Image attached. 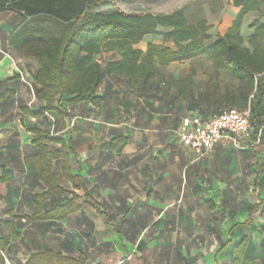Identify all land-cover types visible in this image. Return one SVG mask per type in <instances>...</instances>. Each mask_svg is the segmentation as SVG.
<instances>
[{
  "label": "crops",
  "instance_id": "crops-1",
  "mask_svg": "<svg viewBox=\"0 0 264 264\" xmlns=\"http://www.w3.org/2000/svg\"><path fill=\"white\" fill-rule=\"evenodd\" d=\"M21 20L18 13L0 12V164L8 175L0 184V241L7 243L0 264H26L32 255L47 251L74 259L84 253L91 257L89 264H230L245 235H264V155L258 153L264 138L252 139L245 149L225 141L200 157L180 142L182 120H209L217 108L198 104L197 92L194 99L179 96L175 88L143 93L116 74L101 84L99 104L65 107L68 116L52 132L70 144L73 173L96 190L100 212L84 207L65 220L30 221L34 197L46 189L25 163L36 151L30 129L50 126L48 114H22L39 111L43 102L33 78L37 61L10 45ZM140 44L136 49L145 53L148 44ZM121 59V52L109 51L90 61L105 67ZM191 62L162 67L167 74L161 75L182 80L192 71ZM208 80L197 72V83ZM52 170L66 193L48 200L45 211L67 202L73 191L63 177L61 160ZM22 192L30 199L24 210ZM17 211L25 212L20 219L13 217ZM249 219L252 225L245 231ZM242 264H251L248 253Z\"/></svg>",
  "mask_w": 264,
  "mask_h": 264
},
{
  "label": "trees",
  "instance_id": "trees-1",
  "mask_svg": "<svg viewBox=\"0 0 264 264\" xmlns=\"http://www.w3.org/2000/svg\"><path fill=\"white\" fill-rule=\"evenodd\" d=\"M113 1L0 0V12H15L22 18L11 37V47L19 55L38 63L33 78L39 86L37 97L43 106L37 112L24 110L23 115L41 118L48 114L63 125L68 116L65 107L99 104L101 84L109 75L116 74L125 77L143 93L152 90L166 93L175 88L179 96L194 99L197 92L196 102L217 108L215 115L233 109L249 110L252 139L264 138V17L260 15L264 0H231L239 9L238 14L228 32L217 35L215 40L206 20L190 24L182 12L154 15L125 13L120 9L98 11L102 5ZM253 13H258L262 20H254L249 25L250 34L245 38L242 24ZM150 35L173 42L175 49L149 44L144 53L135 48ZM109 51L121 52L122 59L105 67L90 61L92 56ZM186 61L210 64L212 70L204 71L209 80L197 83L195 69L182 80L168 79L157 69V66L167 67ZM30 131L36 151L25 158V163L39 174L46 189L35 195L34 212L28 219L40 222L65 220L84 207L100 212L101 207L94 199L96 190L89 189L83 179L73 173L70 144L38 125L32 126ZM54 145L59 147L54 149ZM124 145L125 142L119 151ZM58 160L62 162L63 177L73 191L67 202L45 211L48 200L66 193L52 170L53 163ZM0 171L2 184L8 181V175L2 164ZM262 173L263 169L257 179ZM75 190H82L84 195L79 196ZM251 225L249 219L244 224L245 231ZM10 231L14 235L12 226ZM6 247L7 243L0 241L1 261V252ZM249 248L250 238L245 235L236 246L235 258L230 264H242ZM90 260L91 257L84 253L74 259L47 251L32 255L26 264H89Z\"/></svg>",
  "mask_w": 264,
  "mask_h": 264
},
{
  "label": "rangeland",
  "instance_id": "rangeland-1",
  "mask_svg": "<svg viewBox=\"0 0 264 264\" xmlns=\"http://www.w3.org/2000/svg\"><path fill=\"white\" fill-rule=\"evenodd\" d=\"M115 9H120L125 13H150L154 15H166L176 12H182L190 24H196L199 21L206 20L210 27L209 33L212 35L213 40H215L217 35H222V33L226 29V26L229 23H232L233 20H235L239 11V9L235 8L232 5L231 0H132V1L114 0L112 3L102 5L98 9V11L111 12L114 11ZM260 15L264 17V8H262ZM260 15L258 13H253L245 18L244 28L242 31V34L245 38H247L250 34L248 28L249 25L252 24L254 20H260L261 19ZM141 42H140L141 44L140 43L138 44L142 45L143 47L146 44L157 45L156 43H160L165 47L168 46L171 47V49H175L172 43L170 44L167 43L162 39V37L157 35L145 38ZM191 64L193 69L194 67L196 68L195 73L200 71L203 73V75H205L204 71H209L210 69L212 70V68H210V64H208L206 61H194L191 62ZM157 67L160 73L162 72L164 74H167L166 68H162L159 66ZM169 70L171 71V68ZM168 77L169 79H171V76ZM47 121L49 122L48 126H50L49 130L51 132H55L57 128L56 117L49 115ZM29 151L30 150H28L27 152ZM258 153L259 155H264V145L259 148ZM64 187L66 189H69V187L66 185H64ZM8 194L10 195L11 192H8ZM28 196H29L28 193L22 192V201L24 204L23 210L24 208L28 209L29 200H30ZM64 198H66V196L60 197L59 199H57V201L60 202ZM12 211L14 212V210ZM24 213H25L24 211L22 212L17 211L16 213H14L13 217L20 219L21 217H23ZM18 226L25 228L26 224L21 223ZM249 238H250V248L248 250L249 260H251V264H261V262L264 260V235L262 233H250ZM252 259H254L255 261Z\"/></svg>",
  "mask_w": 264,
  "mask_h": 264
},
{
  "label": "built area",
  "instance_id": "built-area-1",
  "mask_svg": "<svg viewBox=\"0 0 264 264\" xmlns=\"http://www.w3.org/2000/svg\"><path fill=\"white\" fill-rule=\"evenodd\" d=\"M178 136L184 147L200 157L225 141L237 149H245L252 140L250 112L233 109L209 120L187 117L182 120Z\"/></svg>",
  "mask_w": 264,
  "mask_h": 264
}]
</instances>
